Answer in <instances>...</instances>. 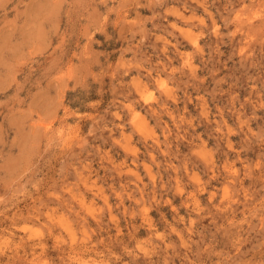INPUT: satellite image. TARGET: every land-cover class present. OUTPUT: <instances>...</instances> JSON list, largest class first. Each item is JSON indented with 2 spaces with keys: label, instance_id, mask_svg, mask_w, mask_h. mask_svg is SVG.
<instances>
[{
  "label": "rangeland",
  "instance_id": "obj_1",
  "mask_svg": "<svg viewBox=\"0 0 264 264\" xmlns=\"http://www.w3.org/2000/svg\"><path fill=\"white\" fill-rule=\"evenodd\" d=\"M0 264H264V0H0Z\"/></svg>",
  "mask_w": 264,
  "mask_h": 264
}]
</instances>
